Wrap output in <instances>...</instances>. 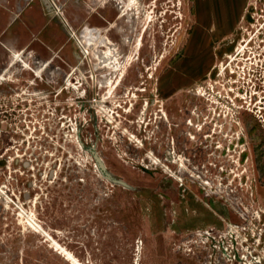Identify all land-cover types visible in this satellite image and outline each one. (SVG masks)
<instances>
[{"label": "rangeland", "instance_id": "rangeland-1", "mask_svg": "<svg viewBox=\"0 0 264 264\" xmlns=\"http://www.w3.org/2000/svg\"><path fill=\"white\" fill-rule=\"evenodd\" d=\"M0 264H264V0H0Z\"/></svg>", "mask_w": 264, "mask_h": 264}, {"label": "crops", "instance_id": "crops-1", "mask_svg": "<svg viewBox=\"0 0 264 264\" xmlns=\"http://www.w3.org/2000/svg\"><path fill=\"white\" fill-rule=\"evenodd\" d=\"M218 22H224V23H235L237 22V19H235L234 17H231L230 15H227V18L224 20H219Z\"/></svg>", "mask_w": 264, "mask_h": 264}, {"label": "bare ground", "instance_id": "bare-ground-1", "mask_svg": "<svg viewBox=\"0 0 264 264\" xmlns=\"http://www.w3.org/2000/svg\"><path fill=\"white\" fill-rule=\"evenodd\" d=\"M79 40H81V36L78 38ZM78 40V41H79ZM78 43V42H77ZM77 45H79L80 46V43L79 44H77ZM83 47V46H82ZM111 121V120H110ZM130 136H132V135H130ZM95 162V161H94ZM103 176V175H102ZM106 178V177H105ZM232 227H234L233 225H231Z\"/></svg>", "mask_w": 264, "mask_h": 264}]
</instances>
